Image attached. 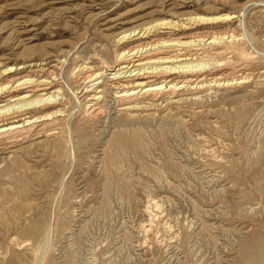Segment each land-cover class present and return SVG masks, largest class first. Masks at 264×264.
<instances>
[{
  "label": "rangeland",
  "instance_id": "374dc122",
  "mask_svg": "<svg viewBox=\"0 0 264 264\" xmlns=\"http://www.w3.org/2000/svg\"><path fill=\"white\" fill-rule=\"evenodd\" d=\"M231 10L250 58L207 73L245 78L226 98L182 92L87 124L65 81L77 53L112 54L103 28ZM42 53L65 61L68 143L59 161L36 146L0 166V264H264V0H0V70Z\"/></svg>",
  "mask_w": 264,
  "mask_h": 264
},
{
  "label": "bare ground",
  "instance_id": "6f19581e",
  "mask_svg": "<svg viewBox=\"0 0 264 264\" xmlns=\"http://www.w3.org/2000/svg\"><path fill=\"white\" fill-rule=\"evenodd\" d=\"M238 15V10L218 17L189 14L182 17L184 21L163 18L117 33L112 32L115 27H105L111 22L107 20L101 31L105 32L102 37L113 43L112 54L93 50L91 55L80 58L77 53L65 81H70L69 89L87 124L104 118L108 110L129 116L137 110L176 107L180 102L177 96L182 92H208L203 96L194 95L196 100L226 98L223 93H217L243 84L245 78L232 83L222 76L207 73L231 62H221L222 55L230 54L237 60L250 58L239 30L233 27L232 22ZM49 59H52L49 53L32 55L22 59L17 68L11 65L0 70V166L22 150L36 146H45L48 157L59 161L68 143L69 128L65 122L69 116V101L64 94V83L60 81L65 61L61 59L46 65ZM35 62L41 64H32ZM28 142L29 145L19 150L15 148ZM75 203L76 198H69L67 203L60 204L59 220L69 214ZM153 207L159 206L149 202L144 211ZM256 239L254 237V241ZM258 258L253 256L247 261L242 257L241 264H254Z\"/></svg>",
  "mask_w": 264,
  "mask_h": 264
}]
</instances>
